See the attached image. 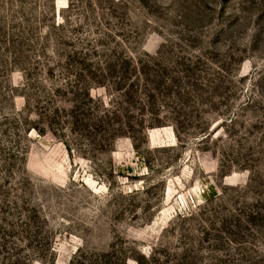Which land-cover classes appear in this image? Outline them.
I'll return each mask as SVG.
<instances>
[{"label":"rangeland","instance_id":"374dc122","mask_svg":"<svg viewBox=\"0 0 264 264\" xmlns=\"http://www.w3.org/2000/svg\"><path fill=\"white\" fill-rule=\"evenodd\" d=\"M0 264H264V0H0Z\"/></svg>","mask_w":264,"mask_h":264}]
</instances>
